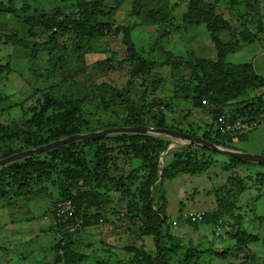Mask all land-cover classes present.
I'll return each mask as SVG.
<instances>
[{"label":"rangeland","instance_id":"obj_1","mask_svg":"<svg viewBox=\"0 0 264 264\" xmlns=\"http://www.w3.org/2000/svg\"><path fill=\"white\" fill-rule=\"evenodd\" d=\"M125 1L126 3L117 11L114 19L119 24L136 25L133 37L138 50L144 51L148 58L163 64L149 78L148 86H141L142 82L138 80L137 86L131 89L132 99L137 107L146 108V115L143 117L150 126L154 119L152 114H148V110L155 104V111H163L168 123L184 129L193 128L198 134L196 137L202 139L203 133L213 129L211 126L215 124V120L219 130L220 118L224 113L214 114L215 119L213 110L224 108L232 113V109L242 101L264 98V86L259 85L255 77L256 75L264 80V0H204L205 3L214 5L217 17H222L229 22L227 32L221 35V39L227 43V46L231 44L234 48L223 51L217 49L204 27L190 28L183 32L181 29L179 33L172 34L171 40L163 41L160 48H154L159 33L155 32L156 25L145 21L146 11L161 8V1ZM107 2L111 5L113 0H107ZM189 2L190 0H169L167 4H164L167 8L171 5L176 7L172 14L174 23H181L182 15L187 11ZM10 3L14 7L27 8L30 14H51L56 10L74 13L76 10L75 0H65V3L62 0H0V39L5 36L15 38L16 34L20 38H26L23 34L26 29L18 24L14 15L4 11ZM139 3L143 4L144 10L138 16L134 14V10ZM33 39L40 42L47 40L41 37L40 33ZM72 39L71 36L61 38L57 51H63L72 58L70 71L75 72L79 69V63L74 60V56H71L74 49ZM4 42L0 40V63L2 66L10 64L11 71L7 76L6 73H0V125H7L6 130L0 133V161L5 159L4 155L10 150L14 153L11 156H14L39 149L28 147L35 135L48 137L54 134L53 126H47L48 130L30 124L35 115L32 109H39L38 101L42 100L43 95L53 86L60 88L58 97L69 95L74 98H78L76 94L78 84H85L86 87L94 84V86H106L101 91L96 89L82 93L89 97L78 115L76 114L73 124L80 127V132H87L83 134H90L94 130L97 132L92 133L124 127L126 106L119 104L116 98L114 99L115 88L111 90L109 87H116L120 91L127 89L129 80L127 71L112 72L109 76H105L98 71L93 73L89 70L85 75L76 76L74 81L70 80L62 84L61 72L48 77L46 51H41L39 60L33 62L29 51L20 50L11 43ZM106 48L108 52L105 56L88 55L87 63L93 64L106 57L111 58L113 56L111 51L118 52L115 54L118 60L124 58L125 48L121 40L114 37L107 38L102 42L100 49L104 51ZM169 53L187 54L196 71L208 72L209 75L217 71L228 70L227 73L244 71L245 76L232 79L234 85L227 88V98L235 96L237 100L231 107L226 104L212 106L208 100L202 101L203 107L195 106L191 98L186 99L189 93L180 91L189 79L190 71L185 67L171 69L165 66ZM211 66L216 69L214 73L209 72ZM95 94L97 97L103 95L107 103L104 101L102 104L100 99L94 97ZM13 124L16 126L14 127ZM67 138L69 137H62L60 141ZM57 142L52 139L49 144ZM237 147L238 152L264 157V124L250 132L245 140L238 142ZM47 153L33 158L47 159L49 157ZM212 158L219 164L212 166L204 173L195 176L181 175L164 183L170 234L184 249L195 247L201 251L229 250L227 260L207 256L203 264L247 262L248 264H264V185L261 187L255 179L257 163H248L244 169L237 168L235 171L238 176L253 178L249 184L250 188L246 192H239L240 194L238 189L230 190L231 195H228L221 189L231 175L223 169V164L230 163V157L214 153ZM25 160L27 159L4 167L22 163ZM123 160L122 156L119 163L122 165L121 169L125 170ZM4 167H0V171ZM44 187L37 190V193L38 191L41 193L38 196L29 198L19 195L14 196L12 201L0 203V264H51L54 262L55 256L52 249L55 240L50 229L55 218L50 215V212L54 202L60 198L56 177H53L50 185ZM123 204L114 199L112 206L107 208L109 222L94 229L87 228L75 238L76 250L82 257L78 264H139L135 252L130 250L138 249L152 253L155 251L153 240L137 236L139 234L133 224L135 212L127 215ZM232 208H234L233 213ZM119 211L121 219L116 215ZM217 211H222L228 217L219 222L218 225H222L220 228L230 229V225L234 226L237 223L234 219L240 217L245 231L258 237L259 242L251 245L247 252H244L245 254L239 253L233 240L224 239L225 233H222V238L216 239L212 231L204 224L190 223L189 218L192 215L200 212L205 216ZM230 214L233 215V220L230 219ZM182 253L179 251V257L174 260V263L179 262Z\"/></svg>","mask_w":264,"mask_h":264},{"label":"trees","instance_id":"obj_2","mask_svg":"<svg viewBox=\"0 0 264 264\" xmlns=\"http://www.w3.org/2000/svg\"><path fill=\"white\" fill-rule=\"evenodd\" d=\"M160 1L161 8L146 11L145 21L156 25L155 32L159 33L154 48H160L163 41L171 40L172 34L179 33L181 29L183 32L190 28L199 29L200 27H204L209 33L218 50L234 48L231 44L227 46V43L221 39V35L227 32L229 22L215 15L213 4L205 3L204 0H190L189 7L183 13L179 24L172 20V14L176 7L171 5L167 8L164 4H167L169 0ZM62 2L65 3V0ZM136 2L138 3V1ZM125 3V0H113L111 5L107 0H75L76 10L74 13L56 10L51 14H30L27 8L14 7L10 3L4 11L14 15L18 24L26 29V32L23 33L26 38H20L16 34L15 38L5 36L0 40L5 41V44L11 43L20 50L29 51L33 62L39 60L41 51H46L48 56L45 62L48 77L61 72L62 84L70 80L74 81L76 76L85 75L89 70L93 73L98 71L105 76H109L112 72L127 71L129 75L127 89L120 91L116 87H109L111 90L115 88L114 99L116 98L119 104L126 106L124 127H151L198 136L193 128L184 129L168 123L167 116L163 111H155V104L151 105L148 110V114H152L154 119L150 126L143 117L146 115V108L137 107L133 101L131 89L137 86V81L142 82L141 86H148L149 78L163 64L148 58L144 51L138 50L133 37L136 25L119 24L114 19L117 11ZM142 10H144L143 4L139 3L134 14L139 16L142 14ZM38 33L47 40L42 42L34 40L33 37H36ZM67 36L73 38L74 49L71 56H74V60L79 63V69L75 72L70 71L72 58L64 54L63 51H57L61 38ZM110 37L121 40L125 48L124 58L118 60L115 57L118 52L111 51L113 54L111 58L106 57L104 60L88 64L86 59L88 55L105 56L107 54V48L104 51L100 48L102 42ZM161 50L163 49L161 48ZM165 66L171 69L185 67L190 71V77L180 91L189 93L186 99L191 98L195 102V106L198 107H203V100H208L212 106L226 104L231 107L237 98L235 96L227 98V88L234 85L232 79L245 76L244 71L240 73H227L228 70L215 72L216 69L212 66L209 67V72H215L216 76L209 75L208 72H198L185 53L178 55L169 53ZM10 71V64L2 66L0 63V73H6L7 76ZM255 77L259 81V85L264 86V80L256 75ZM94 85L86 87L85 84H78L76 92L78 98L69 95L58 97L59 86L49 88L42 100L38 101L39 109H32L35 115L30 124L48 130L47 126H53L54 134H50L48 137L44 135L39 137L37 134L30 140L28 147L40 148L49 144L52 139L60 141L62 137L87 133L80 132V127L74 126L73 122L76 114L78 115L89 97L82 93L96 89L101 91L106 88V86ZM94 97L100 99L102 104L104 101L106 102L103 95ZM263 99L242 101L232 109V113L224 108L213 110V116L217 113H226L230 123L239 119L247 122H264V118L260 120L264 117ZM214 118L216 119L215 116ZM216 121L211 126L213 129L203 133L201 138L219 147L239 151L238 142L245 140L251 131L220 132ZM6 126L0 125V133L6 130ZM13 126L16 125L13 124ZM95 131L97 132L94 130L91 133ZM214 153L216 152L201 146L187 144L182 139L166 135L116 134L97 141H79L48 152L47 159L30 158L22 163L4 167L0 171V203L12 201L14 196L19 195L29 198L38 196L41 193L40 191L37 193V190L50 185L53 177H56L60 198L54 202L50 212V215L55 218L50 229L55 240L52 249L55 257L51 264H78L82 257L76 250L75 238L87 228L94 229L107 224L109 222L107 208L112 206L114 199H117L119 203H124L127 215L135 212L133 224L139 234L137 236L150 238L154 242L155 251L153 253L138 249L130 250L135 252L139 264H203L205 263L204 258L207 256L227 260L229 250L218 252V250L201 251L195 247L184 249L174 241L167 222L164 183L181 175L195 176L204 173L212 166L219 164L212 158ZM13 154L10 150L4 157L6 159ZM122 156L125 170L121 169L122 165L119 163ZM248 163L251 162L232 157L230 163L223 164V169L230 172L231 175L228 182L222 187V191L231 195L230 190L238 189V194H240L250 188L249 184L253 178L250 175V177L238 176L235 172L237 168L244 169ZM255 165L257 166L255 179L263 187L264 164ZM65 200H72L76 209L74 216L68 220L58 218L56 212L58 203ZM116 215L121 219L120 211ZM225 218H228L227 215L222 211H217L203 216L202 220L189 219L190 223L204 224L212 231V235L216 239L222 238V233H225L224 239L233 240L239 253H246L251 245L259 242L258 237L245 231L243 220L240 217L234 219L237 223L234 226L230 225V229L220 228L222 225L218 224ZM232 218L233 215L230 214V219L233 220ZM77 224L81 226L74 233L67 231ZM179 251L183 252L182 257L179 262L174 263V260L179 257Z\"/></svg>","mask_w":264,"mask_h":264},{"label":"water","instance_id":"obj_3","mask_svg":"<svg viewBox=\"0 0 264 264\" xmlns=\"http://www.w3.org/2000/svg\"><path fill=\"white\" fill-rule=\"evenodd\" d=\"M115 134H154V135H166L170 137H175L184 140L188 144L201 146L204 148H207L211 151H214L218 154H222L225 156H228L230 158H238L240 160L249 161L257 164H264V157L257 156V155H247L240 152L231 151L222 147H219L217 145H214L212 143H209L203 139L194 137L192 135L183 134L177 131L173 130H166V129H155L151 127H131V128H111V129H105L102 132L98 133H90V134H80V135H74L72 137L67 138L63 141H58L54 144H49L46 147H41L39 149H33L30 151H26L11 157H8L6 159H3L0 161V167H4L13 163H16L18 161H21L23 159L33 158L40 154L47 153L51 150L59 149L61 147L70 145L74 142L79 141H97L103 138H106L110 135Z\"/></svg>","mask_w":264,"mask_h":264},{"label":"built area","instance_id":"obj_4","mask_svg":"<svg viewBox=\"0 0 264 264\" xmlns=\"http://www.w3.org/2000/svg\"><path fill=\"white\" fill-rule=\"evenodd\" d=\"M258 121L255 122H247L243 121L242 119L233 121L230 123L228 120V116H226V113L220 118V127L219 131L220 132H228V133H235V132H240V131H248L251 129H254L259 126ZM57 217L58 218H64L65 220H68L74 216V213L76 212L74 203L72 200H65L61 201L57 205ZM202 216L204 214L198 213L197 215H192L190 218L197 219V220H202ZM80 227V224H77L75 226L70 227L67 229L68 232L74 233L78 228Z\"/></svg>","mask_w":264,"mask_h":264},{"label":"clouds","instance_id":"obj_5","mask_svg":"<svg viewBox=\"0 0 264 264\" xmlns=\"http://www.w3.org/2000/svg\"><path fill=\"white\" fill-rule=\"evenodd\" d=\"M258 122H260V123H259V126H261L262 124H264V122H261V121H258ZM259 126H258V127H259ZM258 127H256V128H258ZM256 128L251 129V130H248V131H243V132H249V131L252 132V131H254ZM235 152H238V151H235ZM240 153H241V152H240ZM187 217H188V216H187Z\"/></svg>","mask_w":264,"mask_h":264}]
</instances>
